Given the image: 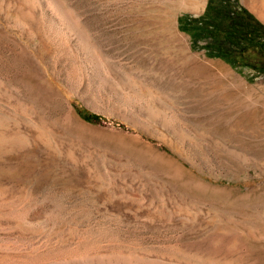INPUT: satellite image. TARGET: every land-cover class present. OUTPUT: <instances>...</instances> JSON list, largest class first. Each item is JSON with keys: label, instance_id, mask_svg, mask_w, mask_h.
I'll return each mask as SVG.
<instances>
[{"label": "rangeland", "instance_id": "1", "mask_svg": "<svg viewBox=\"0 0 264 264\" xmlns=\"http://www.w3.org/2000/svg\"><path fill=\"white\" fill-rule=\"evenodd\" d=\"M208 1L0 0V264H264V72L191 46Z\"/></svg>", "mask_w": 264, "mask_h": 264}, {"label": "trees", "instance_id": "2", "mask_svg": "<svg viewBox=\"0 0 264 264\" xmlns=\"http://www.w3.org/2000/svg\"><path fill=\"white\" fill-rule=\"evenodd\" d=\"M178 24L190 35L193 48H205L207 55L223 58L240 72L250 70V76L264 72V23L238 0H209L202 14H181ZM83 116L99 117L86 112Z\"/></svg>", "mask_w": 264, "mask_h": 264}, {"label": "bare ground", "instance_id": "3", "mask_svg": "<svg viewBox=\"0 0 264 264\" xmlns=\"http://www.w3.org/2000/svg\"><path fill=\"white\" fill-rule=\"evenodd\" d=\"M45 2L52 11H55L57 13L62 23L64 24H76L77 23L73 18L70 17L69 14H67V12H71V11L69 10L67 11L64 8L62 9L61 7L63 6L62 0H45Z\"/></svg>", "mask_w": 264, "mask_h": 264}]
</instances>
